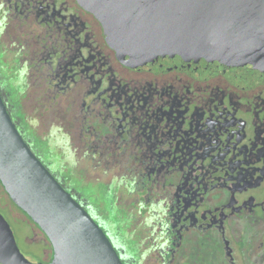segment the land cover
<instances>
[{
  "label": "flooded vegetation",
  "instance_id": "obj_1",
  "mask_svg": "<svg viewBox=\"0 0 264 264\" xmlns=\"http://www.w3.org/2000/svg\"><path fill=\"white\" fill-rule=\"evenodd\" d=\"M9 8L12 15L3 17L9 42L7 46L0 43V92L13 104L17 113L15 119L18 118L15 123L33 150L41 153L31 141L34 137L26 131L28 108L30 112L37 110L38 117L49 120V127L56 121L66 135L78 129L91 133L97 124L94 119L97 107L113 115L120 108L138 105V99L142 98L156 99L159 113L176 124H181L186 114H195L201 123L212 119L220 134L211 146L210 157L196 155L183 161L182 157L172 156L170 151L175 148L165 147L163 142L155 148L159 157H168L161 158L158 166V170H168L166 182L173 188L162 190L169 202L166 216L170 222L168 233L162 238L174 248H167L165 252L158 249L157 259L151 262L264 264V83L239 87L220 75L199 79L179 70L154 72L128 68L108 45L100 21L77 0H13ZM127 75L146 78L145 86L150 89V95L135 97ZM218 80L236 94L242 106L249 103L263 106L258 112L262 123L257 132L254 122L241 112L233 111L232 101L218 94L219 91L212 94V104L201 106L200 111L196 105L187 106L194 94ZM181 83L193 86L190 92L186 90L184 99L177 85ZM107 86L112 87V92L105 90ZM98 92L106 98L86 105V100ZM122 98L128 105L121 102ZM130 155L136 168L131 173L127 205L139 211V218H144L142 207L148 203L147 195L153 190L151 181L156 176L150 175L151 160L147 155L132 152ZM68 178L64 174L61 186L67 187L73 194L64 189L77 201L82 198L92 202L91 197L82 193L81 186ZM0 189L44 237V242L50 244L38 226L8 197L1 183ZM102 213V209H97L95 215L102 230L111 237L122 263L135 264L129 244L122 240L120 233L108 227V218ZM110 214L113 216V211ZM12 235L16 242L13 232ZM235 236H238L236 242ZM28 246L31 251L36 250L29 242ZM51 250L53 257L52 246ZM52 257L45 263L25 259L33 264H49Z\"/></svg>",
  "mask_w": 264,
  "mask_h": 264
},
{
  "label": "water",
  "instance_id": "obj_2",
  "mask_svg": "<svg viewBox=\"0 0 264 264\" xmlns=\"http://www.w3.org/2000/svg\"><path fill=\"white\" fill-rule=\"evenodd\" d=\"M126 67L264 83V0H77ZM0 183L49 240V264H123L111 239L31 151L0 95ZM0 264H33L0 216Z\"/></svg>",
  "mask_w": 264,
  "mask_h": 264
},
{
  "label": "rangeland",
  "instance_id": "obj_3",
  "mask_svg": "<svg viewBox=\"0 0 264 264\" xmlns=\"http://www.w3.org/2000/svg\"><path fill=\"white\" fill-rule=\"evenodd\" d=\"M12 3L13 0H0L1 45L7 46L9 42L3 17L12 15L9 8L12 7ZM127 76L128 84L134 87L135 97L141 98V96L150 95L148 93L150 89L145 86L146 78ZM177 85L181 89L179 91H181L183 99L187 94L186 90L190 92L193 89V86L187 83ZM105 90L112 92V87L107 86ZM99 93L86 100V105L97 103L99 99L106 98L105 94L100 95ZM215 93L226 95L227 99L232 101L233 111L241 112L244 116L249 117L255 124V132L259 130L262 119L258 112L263 106L258 102L259 105L249 103L242 106L237 100L236 94L224 87L220 80L194 94V98L187 106L194 108L196 105L200 111L202 110L201 106L212 104L214 101L212 94L215 95ZM200 94L203 97L199 98ZM113 96L118 97L114 94ZM125 98H129V96ZM125 98H122L121 102L128 105ZM158 105L159 102L156 99L142 98L138 99V105L120 108L113 115L104 112L97 107L99 105H96L98 112L94 114V119L97 124L91 133L85 134L78 129L72 135L64 134L61 125L58 127L56 121L49 127V120L38 117L37 110L30 112V108H28L29 128L26 131L30 133L31 137H34L31 141L42 152L38 157L44 166L60 185H63L61 181L65 174L69 177L68 179L81 186L82 193L91 197L92 202H85L82 198H79L78 202L103 229L95 215L97 209H102V216L105 219L108 218V227L120 233L122 240L129 244L135 264H155L151 260L157 259L155 252L158 249L165 252L167 248L168 250L174 248L162 238L166 237L167 228L170 225L166 216L169 202L164 196L166 192L162 190H173V188L166 182L168 170H158V166L161 158L168 157L164 155L159 157L155 148H158L163 142L165 147L175 148V151H170L172 156L182 157L183 161L196 155L210 157L212 155L211 146L217 142V137L220 134L218 126L212 119L201 123V120L194 117L195 114L192 116L186 114L184 115L185 120H182L181 124H176L167 115L159 113ZM200 115L196 114L197 117ZM112 149L113 152L109 151ZM130 152L133 155L141 153L147 155L151 160L150 175L156 176V179L151 181L153 190L147 195L148 203L142 207L145 211L144 218H139L138 210H131L127 205V199L130 201L128 194L132 180L131 173L136 168L131 161ZM222 157L223 155H221ZM64 188L70 194L72 193L67 187L64 186ZM4 195L0 189V215L9 224L21 253L31 262L50 261L52 257L50 244L44 242V237L40 236L38 230ZM112 211L113 216L110 214ZM170 234L173 235V233ZM237 237H234L235 242ZM28 242L33 244L36 250L31 251ZM152 243L155 245H151ZM43 247L46 249L44 250ZM158 260L160 261V259Z\"/></svg>",
  "mask_w": 264,
  "mask_h": 264
},
{
  "label": "trees",
  "instance_id": "obj_4",
  "mask_svg": "<svg viewBox=\"0 0 264 264\" xmlns=\"http://www.w3.org/2000/svg\"><path fill=\"white\" fill-rule=\"evenodd\" d=\"M0 95H1V97H2V100H3V102H4V104H5V106H6V109H7V111H8V113H9V116H10V118H11V120L13 121V123H14V125H15V127H16V129H17V131L19 132V134L21 135V137L23 138V140L26 142V144L29 146V148L31 149V151L35 154V156L41 161V159L38 157V155L40 154H38L37 152H35L34 150H33V148L30 146V142L29 141H27L25 138H24V135H23V133L21 132V130H20V128L18 127V125H16V120H18V118H16L15 119V117L17 116L16 114V110H15V108H14V106H13V104H11V101L10 100H5V97L3 96V94H1V92H0ZM13 103V102H12ZM42 153V152H41ZM41 163H42V161H41ZM43 164V163H42ZM44 165V164H43ZM105 233V232H104ZM109 237V236H108ZM117 252V251H116Z\"/></svg>",
  "mask_w": 264,
  "mask_h": 264
}]
</instances>
